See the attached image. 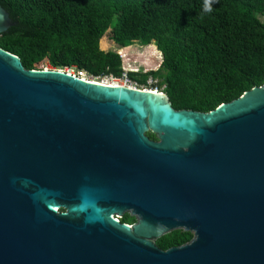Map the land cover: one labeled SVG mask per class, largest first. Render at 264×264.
Here are the masks:
<instances>
[{
  "label": "water",
  "instance_id": "water-1",
  "mask_svg": "<svg viewBox=\"0 0 264 264\" xmlns=\"http://www.w3.org/2000/svg\"><path fill=\"white\" fill-rule=\"evenodd\" d=\"M0 264H264V82L175 109L0 47Z\"/></svg>",
  "mask_w": 264,
  "mask_h": 264
},
{
  "label": "trees",
  "instance_id": "trees-1",
  "mask_svg": "<svg viewBox=\"0 0 264 264\" xmlns=\"http://www.w3.org/2000/svg\"><path fill=\"white\" fill-rule=\"evenodd\" d=\"M0 0L13 24L0 33V47L19 56L25 68H50L119 75L122 61L106 49L109 30L120 47L153 42L157 68L129 70L145 83L151 75L175 109L208 111L264 82V0ZM100 41V44H99ZM156 50V49H155ZM156 50V51H157ZM151 139L156 136L146 132ZM121 222L132 223L124 213ZM192 233L175 229L155 239L161 249L188 241Z\"/></svg>",
  "mask_w": 264,
  "mask_h": 264
},
{
  "label": "rangeland",
  "instance_id": "rangeland-1",
  "mask_svg": "<svg viewBox=\"0 0 264 264\" xmlns=\"http://www.w3.org/2000/svg\"><path fill=\"white\" fill-rule=\"evenodd\" d=\"M259 18L264 22V13L260 15ZM109 32L110 31L107 30L106 33L102 36L104 37L106 46L102 48L103 46L100 45V48L103 50L106 49L115 50L117 48L121 49L123 53V57L121 61L124 66L138 67L140 69H147V70L155 69L158 67L161 58L159 56V52L156 51L157 49L153 42L143 45L137 41H133L130 44L120 47L112 42L111 38L109 37ZM36 66L38 68H50L46 57H43L41 60H39L36 63ZM67 69L70 68H64L63 70H67Z\"/></svg>",
  "mask_w": 264,
  "mask_h": 264
},
{
  "label": "built area",
  "instance_id": "built-area-1",
  "mask_svg": "<svg viewBox=\"0 0 264 264\" xmlns=\"http://www.w3.org/2000/svg\"><path fill=\"white\" fill-rule=\"evenodd\" d=\"M115 51L122 59L123 53L121 49L117 48L115 49ZM67 70L73 72L74 75H78L79 77H82L84 79L98 81L101 83L124 85V86L139 88V89H147L151 91L163 92L162 89L164 85H159V79L157 77H153L149 75L146 78L145 83L141 84L137 80L130 78L128 75L129 70H134V71L141 70L145 72L147 69H140L138 67H132V66H124L122 64V70L119 75L101 74L97 76L90 75L84 70H76V71H73V69H67Z\"/></svg>",
  "mask_w": 264,
  "mask_h": 264
},
{
  "label": "clouds",
  "instance_id": "clouds-1",
  "mask_svg": "<svg viewBox=\"0 0 264 264\" xmlns=\"http://www.w3.org/2000/svg\"><path fill=\"white\" fill-rule=\"evenodd\" d=\"M215 2V0H203L202 4V11L204 13H209L212 11V4ZM160 63V62H159Z\"/></svg>",
  "mask_w": 264,
  "mask_h": 264
},
{
  "label": "flooded vegetation",
  "instance_id": "flooded-vegetation-1",
  "mask_svg": "<svg viewBox=\"0 0 264 264\" xmlns=\"http://www.w3.org/2000/svg\"><path fill=\"white\" fill-rule=\"evenodd\" d=\"M124 213H128V212H124ZM123 213V214H124ZM123 214L121 216H118V219L120 220V218L123 216ZM129 214V213H128ZM135 218V217H134Z\"/></svg>",
  "mask_w": 264,
  "mask_h": 264
},
{
  "label": "crops",
  "instance_id": "crops-1",
  "mask_svg": "<svg viewBox=\"0 0 264 264\" xmlns=\"http://www.w3.org/2000/svg\"><path fill=\"white\" fill-rule=\"evenodd\" d=\"M156 47V46H155ZM157 49V48H156ZM158 51V50H157ZM159 53H160V51H159Z\"/></svg>",
  "mask_w": 264,
  "mask_h": 264
}]
</instances>
